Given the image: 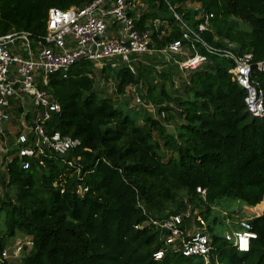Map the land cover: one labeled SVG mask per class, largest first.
<instances>
[{
    "label": "trees",
    "instance_id": "obj_1",
    "mask_svg": "<svg viewBox=\"0 0 264 264\" xmlns=\"http://www.w3.org/2000/svg\"><path fill=\"white\" fill-rule=\"evenodd\" d=\"M92 1L0 0V35H43L50 8L65 10ZM190 4L213 15L210 30L202 33L208 44L223 48L228 41L235 54L264 59V0H151L139 28L163 17L171 33L160 39V31L155 33V46L179 39L170 7L191 23ZM143 60L135 64L134 73L125 66L114 69L116 92L141 84L146 88L141 93L144 103L151 101L159 111L171 110L161 105L172 103L181 121L174 133L161 120L147 116L140 123L110 98L98 96L89 63L73 66L66 77L51 76L50 92L61 110L45 123V133L59 132L79 139L81 145L65 156L73 161L69 166L47 150L38 158L19 157L15 141L10 142L11 159L1 162L0 170V254L7 245L5 236L19 234L30 237L32 245L20 264H203L169 251L155 260L153 254L163 244L149 219L189 209L186 223L196 218L195 210L207 221L212 208L237 200L257 213L249 219L240 211L239 218L249 220L256 239L241 253L208 223L214 253L223 264H264V117L252 118L246 112L245 90L232 81L226 60L210 55L185 81L174 67L163 65L157 71L154 58L144 55ZM147 61L151 63L145 65ZM175 77L180 84L169 93L166 83L174 84ZM257 78L264 90V74ZM79 187L87 191L78 194ZM197 188L205 190L204 198ZM239 222L233 228H239Z\"/></svg>",
    "mask_w": 264,
    "mask_h": 264
},
{
    "label": "built area",
    "instance_id": "obj_2",
    "mask_svg": "<svg viewBox=\"0 0 264 264\" xmlns=\"http://www.w3.org/2000/svg\"><path fill=\"white\" fill-rule=\"evenodd\" d=\"M149 1L94 0L82 7L72 6L65 10L52 7L47 12L43 35L27 31L0 35V150L1 159L5 156L4 163L11 159L8 155L9 133L10 128L16 126L14 147L19 157L38 158L45 156L47 150L73 166V161L66 160L65 156L80 147L81 141L59 132L48 135L44 125L61 110L50 92V77L56 74L66 77L73 66L84 62L101 63L103 68L110 69L125 66L134 73L135 64L144 62L143 56L149 55L159 68L163 65L174 67L185 81L188 73L207 64L212 55L230 62L228 72L232 81L246 93V112L252 118L264 117V90L257 78V74H264V59L256 60L251 53L237 55L232 50L234 45L228 41L223 48L208 44L202 33L210 30L213 15L204 12L199 4L188 5L187 9L194 14L191 23L170 7L181 37L164 46H155L153 35L160 31L159 39L168 36L171 28L168 19L163 17L154 18L143 29L139 28ZM138 88L141 84L124 89L132 96L133 106L165 118V111L144 103ZM27 115L28 119L25 118ZM28 166V162L23 163L24 169ZM85 191L87 189L79 187L77 193ZM196 192L205 197V190L197 188ZM184 216L189 217V212L164 219H149L148 223L160 232L163 244L153 258L161 260L169 251L201 259L203 264H223L214 253L212 237L204 220L193 213L196 218L186 223ZM256 236L249 220H241L239 228L224 234L225 240L241 253L249 251ZM243 241H247L246 248L242 247ZM20 254V246L13 248L10 254L8 250L1 253L2 260Z\"/></svg>",
    "mask_w": 264,
    "mask_h": 264
},
{
    "label": "rangeland",
    "instance_id": "obj_3",
    "mask_svg": "<svg viewBox=\"0 0 264 264\" xmlns=\"http://www.w3.org/2000/svg\"><path fill=\"white\" fill-rule=\"evenodd\" d=\"M165 14L169 15L167 11L165 12ZM241 27L245 29L247 28V26L243 23L241 24ZM152 62L155 63L154 60ZM150 63H151L150 61H147L145 65H149ZM89 64H90L91 69L93 70L92 77L94 79V91L98 96L104 97V98H110L116 104V106L120 110H122L124 114L128 115L132 119H135V118L139 119L140 123H142L144 121V118L147 116H150L156 120H161L164 123V125L167 127V131L169 133H174L175 124H180L181 121L178 119L177 111L175 110V106L172 103L164 102L161 105L162 107L163 106L170 107L171 109L169 111H165L166 113L165 118H167L168 116H173V120L165 122L162 118H159L158 115L153 114L151 112L149 113L145 109L143 110L142 108L133 106V98L132 96L127 95L126 92H124L123 94H119L115 91L116 83L114 79H115L116 71L114 69H110V68L106 69L105 70L106 72L102 74L100 72L103 69L101 63H89ZM156 70L162 71V68H159L157 65ZM178 80H179V77H175L174 84L170 82L166 83V89L169 93H172L173 90L179 86L180 82ZM145 89H146L145 85H142L141 88H138V90H140V95L141 93L142 94L144 93ZM149 102L150 104H152L151 101ZM16 119H17V116H16ZM10 131L11 132L9 133L10 135L9 140L13 144V142L15 141L14 134L15 132H17V127L12 126L10 128ZM11 149H12V146L9 145L8 150H11ZM162 150L164 151L166 155L169 154L165 149H162ZM1 157H2V153L0 150V170H2V167H3V165H1V162L5 160V158L3 157L2 158L3 161H2ZM2 194H3V190L0 188V195ZM189 211L190 210L188 209V212ZM240 211L244 212L243 213L245 214L244 216L248 217L249 219L253 218L254 216H257V213L252 208L246 206L244 203L240 201L232 200V201H224L221 203L220 206L212 208V210L210 211L208 215L207 221L204 220V222L206 223V225H208L209 223L212 226L213 233L224 235L227 231H229L230 227L231 228L234 227L233 224L236 225L237 222H239ZM194 213H196V215L199 214V210H195ZM213 218L217 219L214 224L211 223ZM1 235H7V234L2 232ZM5 239L7 240V245L5 244L3 250H8V254H10L13 248L20 246L21 254L18 257H15V258L10 257L4 260L12 264H20L21 259L29 253L32 247L31 238L28 236L26 237V236H22L18 234V236H16L15 238H9L8 236L7 237L5 236ZM2 258L3 257L0 254V263L2 261ZM178 264H187V263H178Z\"/></svg>",
    "mask_w": 264,
    "mask_h": 264
},
{
    "label": "snow or ice",
    "instance_id": "obj_4",
    "mask_svg": "<svg viewBox=\"0 0 264 264\" xmlns=\"http://www.w3.org/2000/svg\"><path fill=\"white\" fill-rule=\"evenodd\" d=\"M242 247L246 248L247 247V241L242 242Z\"/></svg>",
    "mask_w": 264,
    "mask_h": 264
},
{
    "label": "crops",
    "instance_id": "obj_5",
    "mask_svg": "<svg viewBox=\"0 0 264 264\" xmlns=\"http://www.w3.org/2000/svg\"><path fill=\"white\" fill-rule=\"evenodd\" d=\"M234 229H235V228H233V227L231 228V227H230V228H229V231L234 230ZM229 231H227V232H229Z\"/></svg>",
    "mask_w": 264,
    "mask_h": 264
}]
</instances>
